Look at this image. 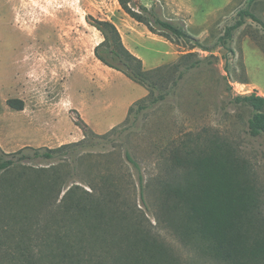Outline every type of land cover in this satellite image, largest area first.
<instances>
[{
    "label": "rangeland",
    "instance_id": "rangeland-1",
    "mask_svg": "<svg viewBox=\"0 0 264 264\" xmlns=\"http://www.w3.org/2000/svg\"><path fill=\"white\" fill-rule=\"evenodd\" d=\"M140 1L159 18L183 26L212 52L184 42L173 45L151 34L129 18L117 0H0V149L5 153L24 149L31 156L42 147L81 141L82 132L74 124L78 116L98 135L116 128L95 147L79 153L74 178L69 177L70 163L58 175L51 170L39 174L40 168L57 166L39 159L20 163L5 174L0 228L7 231L6 245L13 246L22 236L38 248L39 237L59 228L73 239L69 243L78 233L91 248L84 221L77 225L72 214L63 217L58 204L72 186L88 191L87 183L107 178L127 206L121 208L126 220L113 216L110 229L102 228L105 242L93 246L108 252L105 264H127L120 256L126 255L137 227L146 242L163 251V263L212 264L205 245L185 229L184 207L161 194L159 181L178 180L183 173L170 169L173 151L183 153L195 145L201 150L215 136L230 142L251 166L262 190L264 215V136L251 137L250 111L229 104L232 96L264 92V0L250 8L261 24L246 18L227 43L232 53L213 47L248 0ZM87 16L114 24L124 46L140 56L146 70L170 65L189 52L201 59L212 55L213 65L191 71L165 100L125 122L128 108L147 92L95 58L94 48L103 39L86 22ZM9 100L22 101L23 109L10 108ZM125 151L140 165L144 202Z\"/></svg>",
    "mask_w": 264,
    "mask_h": 264
},
{
    "label": "trees",
    "instance_id": "trees-1",
    "mask_svg": "<svg viewBox=\"0 0 264 264\" xmlns=\"http://www.w3.org/2000/svg\"><path fill=\"white\" fill-rule=\"evenodd\" d=\"M256 1L259 0L247 1L246 8L237 13L236 21L225 28L213 48L225 49L227 53H232L227 43L231 41L234 32L244 25L245 19L250 18L261 24L250 11ZM117 3L129 18L145 26L151 34L173 45L184 42L190 44L192 48L212 52L187 33L183 26L159 18L152 7H145L140 0H117ZM85 19L103 39L94 48L95 58L107 68L144 87L147 92L146 97L128 108L125 122L130 115L135 116L165 100L170 90H173L191 71L213 65L209 61V58H213L212 55L201 59L196 53L189 52L179 56L170 65L146 70L142 60L124 46L114 24L90 16ZM227 65L228 59L225 57V68ZM168 82L170 84L167 86ZM7 104L18 111L23 109V103L19 100H9ZM229 104L250 111L247 132L251 137L264 136L263 96L253 91L247 95L230 97ZM74 124L82 132L81 141L53 149L45 147L33 149L31 156L25 154L24 149L14 153H5L0 149V186L5 181V174L16 165L34 159L59 165L40 168L39 174L51 170L58 175L56 172L66 167V163H70L69 177L74 178L73 176L78 172L79 153L85 148L95 147L111 133L116 132L114 127L108 133L98 135L79 116L74 119ZM124 158L137 174L139 196L144 202V180L140 165L128 151H125ZM170 158V169H181L183 173L178 180L172 178L160 180V192L184 207L187 223L185 229L197 242L205 245L204 252L212 264H264L263 194L249 163L239 156L230 142L216 136L207 139L206 145L201 150L195 145L194 149L183 153L179 150L173 151ZM87 187L88 191L77 185L72 186L63 195L58 207L63 210L61 212L63 217L72 214L77 225L79 221H84L95 247L99 242H105L102 228L110 229L113 216L125 218L124 210L121 208L126 209L127 203L119 198L116 187L107 178H103L98 184L87 183ZM58 229L50 230L47 235L39 237L36 248L25 243L22 236L16 239L13 246L6 245L7 231L3 227L0 228V264L106 263L107 251L100 252L93 246L90 248L78 233L77 236H73L76 237L73 243H69V240L73 239L59 233ZM21 232L24 234L23 230ZM134 233L131 235L133 241H130L126 255L118 254V256L122 254L120 258L125 263L166 264L163 263V251L153 243L146 242L140 228H135Z\"/></svg>",
    "mask_w": 264,
    "mask_h": 264
},
{
    "label": "crops",
    "instance_id": "crops-1",
    "mask_svg": "<svg viewBox=\"0 0 264 264\" xmlns=\"http://www.w3.org/2000/svg\"><path fill=\"white\" fill-rule=\"evenodd\" d=\"M138 58H140V56H138ZM142 63H143V61H142ZM143 66H144V63H143ZM248 76H249V74H248ZM250 78V77H249ZM255 89H253V90H257V87H254ZM259 89V88H258ZM259 95H261V96H263L264 97V92H262L261 90L259 91V93H258ZM43 143H45L44 141H43ZM42 144H40L39 146H41ZM44 146H46V145H44Z\"/></svg>",
    "mask_w": 264,
    "mask_h": 264
}]
</instances>
